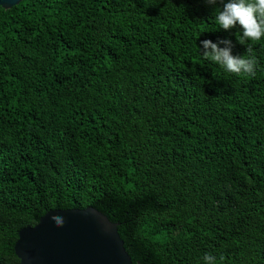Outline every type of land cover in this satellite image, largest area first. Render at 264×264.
<instances>
[{"label":"trees","instance_id":"obj_1","mask_svg":"<svg viewBox=\"0 0 264 264\" xmlns=\"http://www.w3.org/2000/svg\"><path fill=\"white\" fill-rule=\"evenodd\" d=\"M215 15L204 0L0 6V264H17L18 229L86 206L131 264H264V37L241 44ZM205 39L251 47L255 75L204 59Z\"/></svg>","mask_w":264,"mask_h":264},{"label":"water","instance_id":"obj_2","mask_svg":"<svg viewBox=\"0 0 264 264\" xmlns=\"http://www.w3.org/2000/svg\"><path fill=\"white\" fill-rule=\"evenodd\" d=\"M19 1L0 0V6ZM13 252L17 264H131L116 224L90 206L45 212L18 229Z\"/></svg>","mask_w":264,"mask_h":264},{"label":"clouds","instance_id":"obj_3","mask_svg":"<svg viewBox=\"0 0 264 264\" xmlns=\"http://www.w3.org/2000/svg\"><path fill=\"white\" fill-rule=\"evenodd\" d=\"M206 4L214 6L215 20L219 29L230 31L238 28L240 37L238 42L245 44L246 41L256 42L264 37V0H204ZM221 7H215L217 4ZM199 48L204 59H209L222 66L232 74L255 75L258 61L252 55L251 47H247L248 55H233L231 52L232 42L228 39L218 40L213 43L205 39ZM223 44L224 47L219 45ZM205 264H216V259L211 254L203 257Z\"/></svg>","mask_w":264,"mask_h":264}]
</instances>
